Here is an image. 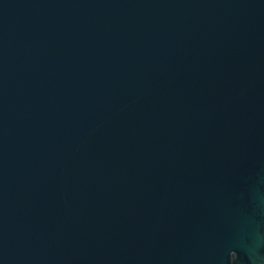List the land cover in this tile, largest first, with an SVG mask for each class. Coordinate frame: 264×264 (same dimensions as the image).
<instances>
[{
    "label": "water",
    "instance_id": "1",
    "mask_svg": "<svg viewBox=\"0 0 264 264\" xmlns=\"http://www.w3.org/2000/svg\"><path fill=\"white\" fill-rule=\"evenodd\" d=\"M0 264H264V0H0Z\"/></svg>",
    "mask_w": 264,
    "mask_h": 264
}]
</instances>
